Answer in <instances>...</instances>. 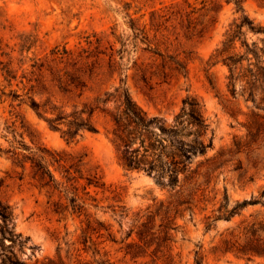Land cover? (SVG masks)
Wrapping results in <instances>:
<instances>
[{
	"label": "rangeland",
	"instance_id": "374dc122",
	"mask_svg": "<svg viewBox=\"0 0 264 264\" xmlns=\"http://www.w3.org/2000/svg\"><path fill=\"white\" fill-rule=\"evenodd\" d=\"M260 8L264 0L243 2V13L264 25ZM240 15L228 0H0V202L11 207L10 226L20 234L0 240V264H194L196 250L202 264H264L262 256L214 249L241 220L264 218V119L252 111L264 112L245 101L239 83L232 96L227 67L209 63ZM58 55L68 59L57 62ZM69 71L82 81L72 82ZM120 78L132 99L166 124L186 96L200 102L209 122L212 147L197 179L203 194L170 211L169 239L159 232L158 209L171 199L168 192L145 172L125 170L110 140L108 113L118 101L104 106L99 98L114 93ZM28 95L64 112L96 106L95 131L67 141L29 106ZM258 123L260 137L247 144ZM44 149L65 158L60 163L77 178L67 184L78 187L83 213L71 211L70 194L35 175L25 155L44 154L57 181H64ZM89 179L99 185H87ZM224 192L229 209L243 199L260 202L230 219L216 218L206 230L205 218H215Z\"/></svg>",
	"mask_w": 264,
	"mask_h": 264
},
{
	"label": "trees",
	"instance_id": "16d2710c",
	"mask_svg": "<svg viewBox=\"0 0 264 264\" xmlns=\"http://www.w3.org/2000/svg\"><path fill=\"white\" fill-rule=\"evenodd\" d=\"M232 1L241 15L231 23L225 31L220 44L214 49L209 57L210 65L221 63L227 67V89L232 96L236 95L239 83V92L245 101H251L254 109L264 112V25L254 22V20L243 13V2L245 0ZM68 59L67 56L58 55L54 57L57 62ZM74 62L73 64H75ZM71 77L72 82H81L79 74L66 72ZM6 80H9V71H3ZM59 78V76H58ZM72 78L75 80H72ZM60 81V79H58ZM2 94L9 95L2 91ZM14 97V98H13ZM18 94L12 93V100ZM112 98L118 102L113 110L109 111L112 122L110 140L117 151L119 164L127 171H143L152 175L155 182L165 188L171 198L166 205L160 204L162 220L159 232L166 239H169L167 227L171 222L170 211L176 210L179 206H187L196 201V197L203 194L201 183L198 182L200 176V165L208 148L212 147V136L209 134V122L204 114L200 102L193 96H186L182 100L180 110L175 114L173 123L166 124L163 119L153 115L150 116L139 104L130 96L124 80L120 78V85L114 93L105 94L99 98L104 106ZM29 106L47 124L60 131L67 141H73L82 130L95 131V126L91 121V116L96 106H91L88 110H71L64 112L59 106L45 102H39L28 95ZM106 108L104 107L103 110ZM86 116H83L84 112ZM252 114L259 120L264 119V115ZM262 123H258L255 131L249 130L250 143L256 141L262 132ZM26 148L25 144H19ZM237 148L242 147L241 142L235 140ZM1 152V149H0ZM53 157V161L58 163L61 169L63 182L57 181L49 166L45 163V155H38V159L28 157L32 162L35 175L48 187L60 188L69 200L72 212L83 213L82 202L78 201L77 186L73 184L77 178L72 175L70 168H65L60 161L65 158L48 150H43ZM199 157L194 165V160ZM77 171V170H75ZM87 185L98 186L97 180L89 179ZM85 188V186L83 187ZM264 190L262 191V193ZM228 196L224 192L223 200L218 207L215 218L206 216L205 229L213 226L216 218L230 219L234 214L247 204L260 202L258 198L243 199L237 201L230 209L227 208ZM0 218L3 225H0V240L11 237L14 233L10 226L12 222L11 207L0 202ZM20 236V234H16ZM220 253H232L239 257L250 259L254 256L264 257V218L250 221L241 220L234 228L227 232L221 243L214 247ZM136 255V254H135ZM20 263V262H19ZM46 264H62L53 259H47ZM194 264H202V255L199 250L195 251Z\"/></svg>",
	"mask_w": 264,
	"mask_h": 264
},
{
	"label": "water",
	"instance_id": "95a60500",
	"mask_svg": "<svg viewBox=\"0 0 264 264\" xmlns=\"http://www.w3.org/2000/svg\"><path fill=\"white\" fill-rule=\"evenodd\" d=\"M258 14L263 18V20H264V8H260L259 10H258ZM148 176V178H149V180H153V176L152 175H147ZM19 220H21V218H19Z\"/></svg>",
	"mask_w": 264,
	"mask_h": 264
}]
</instances>
